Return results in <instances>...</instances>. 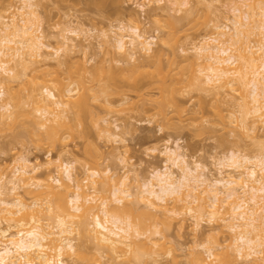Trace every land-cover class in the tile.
Listing matches in <instances>:
<instances>
[{
    "label": "bare ground",
    "instance_id": "bare-ground-1",
    "mask_svg": "<svg viewBox=\"0 0 264 264\" xmlns=\"http://www.w3.org/2000/svg\"><path fill=\"white\" fill-rule=\"evenodd\" d=\"M140 1L139 10L145 14L150 12L152 17L158 18L166 13L171 19V28L168 34L159 36L160 40L158 36V39L152 38L144 29L141 19L137 15H130L129 26L120 24L116 30L102 32L101 48L119 57H112V64L132 65L143 57L157 58L156 71L151 73L154 77L147 72L145 79L140 69L142 67L143 70L146 65L139 62L132 71L140 68L135 73L141 76L133 78L127 85H122V75L114 66L105 69L100 65L92 69L87 67L89 62L74 61L73 56L78 53L79 46L69 35L79 37L81 31L78 29H65L57 48L47 45L43 18L36 0H21L16 8L14 3L4 7V11L0 12V124L5 125V121H11V118L17 123L15 119L19 117L32 116L36 121L34 126L41 122L39 129H44L47 134L46 139L39 141L56 146L67 139L65 135L69 131H64L68 130V125L63 123L66 126L64 129L61 123L67 115L75 113L77 119L82 121L88 112L94 114L88 104L90 97L85 94L88 82L92 84V91L98 88L100 93L107 96L122 97L118 102L122 106L128 102L126 88L145 100L143 90L156 86L162 98L160 114L165 117L167 109H173L177 114L184 113L178 94L189 88H197L214 93L217 101L227 105L226 110L232 120L230 124L243 129L254 146H261L256 131L260 123L264 124V0ZM218 4L229 6L230 16L226 17V21L232 27L219 22L221 14L217 20L210 19L213 20L210 27L214 33L212 30L209 34L212 32L213 35L190 42L183 50L186 62L190 63L188 65L187 62L188 70H185L187 65L183 66L184 70L180 68L175 73L171 69L165 70L162 54H159L161 51L159 48L155 51V42L159 40L162 46L171 49L175 58L180 34L184 31L183 21L193 17L200 8L216 15L220 12ZM173 13H185L186 16L178 19ZM7 14L10 16L6 17ZM80 48H83V54H88L87 46ZM46 49L54 53L46 54ZM51 65L57 72L50 71ZM63 68H67L69 84L58 74ZM40 72L41 75L37 74ZM28 73L33 74L31 79L35 78L34 74L39 75L35 78L38 83L29 80L35 85L32 89L29 86L28 92L24 93L27 86L23 84L24 80L31 76ZM23 78L20 88L24 89L15 90L14 85ZM76 84L85 89L83 93L79 92ZM115 104L108 101L103 109L111 113ZM219 112L223 113V110L219 108ZM42 120L52 126L43 124ZM102 120L104 125L100 128L104 135L113 143L124 145L122 136L114 131L111 121ZM58 122L60 125L57 124V127ZM252 133L254 136L249 135ZM126 147L123 149L129 153V147ZM182 147L171 141H167L161 151L158 146L153 147L151 152H159L165 158L166 165L164 169L155 170L147 180L135 169L132 174L126 170L130 164L123 158L126 157L124 151L121 153L123 156L119 151L116 154L125 169L123 176L119 177L109 168L104 172L93 168L86 169L84 180L76 174L77 162L71 159L52 158L50 162L35 165L26 155L16 157L11 173H8V166L3 168L4 173L0 175V264H73V261L78 264H100L102 259L98 255L103 259L110 258L115 263L124 259L129 263H139L145 257L153 259L158 255L154 251L160 248L154 242L157 237L165 240L163 244L170 245L167 257H174V251L184 253L186 250L167 240L162 232L164 230L158 228L159 220L164 219L166 222L163 223L171 226L175 223L173 221L180 219L184 224L185 216L194 221L197 233L204 220L208 219L232 237V241L227 240L228 245L221 246L219 241H210L188 249L187 264H264V150L255 157L239 151L232 152L227 160H219L216 164L220 175L217 178L200 162H191ZM44 169L54 171L56 175L43 179ZM85 183H91V187ZM108 192L111 197L106 195ZM135 212L142 213L147 220H135ZM79 238H83L80 245ZM84 240L91 245L88 246L89 250L93 245L91 250L94 253L85 250L88 248ZM149 242H154L150 244L152 247L148 245ZM219 250L221 252L216 253ZM202 252L214 257L215 261L206 262ZM174 261L178 264L176 259ZM153 264H157V261Z\"/></svg>",
    "mask_w": 264,
    "mask_h": 264
},
{
    "label": "rangeland",
    "instance_id": "rangeland-1",
    "mask_svg": "<svg viewBox=\"0 0 264 264\" xmlns=\"http://www.w3.org/2000/svg\"><path fill=\"white\" fill-rule=\"evenodd\" d=\"M20 1L21 0H0V12L4 11V7L7 8L8 5H11L12 3H14V8L18 7V5L20 6ZM36 2H39L38 9L40 11L41 17L43 18V32L46 35L45 43L47 45L53 46L52 48H57L58 42L61 40L60 35L64 34L65 29H78V31H81L79 37L77 35H69L70 38L75 40L74 43L79 46L78 51H76L78 53H74V61L76 62L78 59V62H89L87 63V67L92 69H94L96 66H104L105 69H109L110 66H114L122 75V85H127L130 81L134 80L133 78L141 76L139 73H135V71H138L140 68L135 69L134 72L132 71V69L134 70V65L137 64L135 66H138L139 62L140 65H146L143 67V70L142 67L140 69V72H142L143 77L146 79V73L150 72L151 74L154 71L156 67L155 59L157 58H150V60L147 57H143V59H139L138 63L132 64L133 68H131L132 65L123 63L112 64L110 63V59L114 57V52L106 53V49L103 47L101 48L100 43L102 42V32L104 30H116L120 24H126V26H129L131 17L133 15H137L138 18L141 19L144 29L152 38H157V36H165V34H168L169 28H171L169 23V20L171 19L168 17V15H166V13L165 16L162 15L164 14L162 13V16L158 17V20V18L152 17L153 15L151 16L150 12L145 14L139 10L138 4L141 3L140 0H36ZM217 7L220 9V12L216 15H214L215 13L213 14V12L210 14L208 9L200 8L199 11L197 10V12L193 15V17L183 21V24L185 25L184 31L180 34V42L176 47L177 56L175 58L171 49L161 45V42H159L161 38L159 37V40L155 42L157 44L154 46L156 49H154L155 51H158L159 48L161 51L159 54H162L161 61L165 70L171 69L174 71V73L175 71L178 72L180 68L184 70L183 66L185 67L188 61L186 62L185 60L186 55L183 50L187 48L186 45H188L190 42H198V40L202 39L204 36L210 37V35H213L212 32L214 33V30L212 27H210L213 20L211 21L210 19L217 20V16L220 17L221 14L222 16L220 18L221 20L219 19V22L225 26L229 25V27H232L231 24H227L226 21V17L230 16L228 15L229 6L218 4ZM149 11H151V9H149ZM8 15L9 14H7L6 17ZM172 15L178 19L184 18L186 16L185 13H173ZM210 31H212L211 34H209ZM85 46H87L89 50L87 51V55L83 54L81 51L83 48H80ZM45 52L46 54L54 53L53 50L49 49H46ZM115 57L119 59L117 55H115ZM102 61H105L104 64ZM173 61L175 63H173ZM100 62H102L103 65ZM152 64H154V67H151ZM188 65H190V63ZM188 65L185 70H188ZM49 69H52L50 70L51 72L56 70L54 66L50 67ZM66 71L67 68H63L58 71V74L68 83L70 82L68 81L69 75ZM41 73L42 72L37 74L41 75ZM29 74L31 75L32 73H28V75ZM32 75L30 78L27 76L28 79L26 77V79L23 78L21 81H19L20 84L19 82L15 85L13 84L15 86V90L25 88L24 93H26L28 92L29 86H32L30 88L32 89L35 83H38L35 82L37 81L35 78H38L39 76L34 74L35 78L31 79L33 78ZM152 76L154 77L155 75L151 74L150 77ZM76 77L78 79V76ZM29 80H34V85L29 83ZM40 80L39 84H41L40 82L43 81ZM75 81L78 82V80ZM21 82L27 86L20 88ZM66 82L64 81V84ZM77 87L80 88V84H78ZM91 87L92 84L88 82L86 83L87 89L85 90L80 88L82 90L80 91L79 89V92L83 93V90H85V94L90 97V101L88 100L90 103L88 104H90L89 107L92 109L94 114H89L88 112V114H86L87 116H85L84 120L82 119V121L79 120V118L77 119V116L74 115L75 113L71 112L69 115H67L65 121L63 119L64 122H61L62 124L66 122V125H68V130L64 131V133L69 131L68 134L65 135L67 139L61 141L56 146H53L47 141H39L41 138L44 139L46 137L45 135L47 134H45L44 129H39L41 127L39 125L41 122L37 123V127L34 126L36 121L32 116L19 117L20 119H15L17 120V123L14 122L13 118H11V121H8L10 119L6 118L8 119L7 121L4 120L6 124H0V167L2 168H0V175L1 172L4 173L3 168H7L8 166L9 168L11 166L10 169L8 168V173H11V170L14 168V165L12 164H14L16 157L20 155H26L35 165L40 163L45 164L48 161L50 162L52 158L54 160H57L60 157H62L64 160L71 159L77 162L76 174L79 176V178L82 177V180L86 178L84 176L86 169L93 168H98L103 172L109 168V170L112 169V171L120 177L124 175L125 169L117 158L119 155L116 154H118L119 151L120 155L123 156L121 153L124 151V147L127 146L126 148L129 147V153H126L125 150L123 153L126 155V157L123 158H126V162L129 161L127 164H130V168L127 167L128 169L126 170L130 171L132 174L135 172L133 171L135 169L136 171L140 172L138 173L141 174L144 179L147 180L149 177H151L155 170L164 169L166 165L165 158L161 156L159 152H151L152 148L158 146L159 150L161 151V149L163 150L165 148L167 141H171V143L177 142L183 146V152L187 155L191 162H200L212 171L211 173H213L212 175H215L214 177L220 178L216 166L219 160H227L232 152L239 151L245 155L249 154L250 157H255L257 154L261 155L260 152H263L264 150V147H262L264 146V124L260 123L261 125H259V129L256 131V135L259 137L258 140L263 145L260 143L261 146H256V144L254 146L252 141L248 139V134H246L243 129L236 128V126L232 125V123L230 124L232 120L229 117L230 114L226 110L227 105H223L217 101L213 96L214 93L211 94L209 92L207 93L201 91L200 89L198 90L197 88H189L184 91V93L178 94L177 97L178 101H180V104L185 109V112L182 114H177L173 109H167V116L165 117L160 114L159 107L162 98L161 92L156 86L146 87L143 90L145 100H142L138 93L129 92V89L126 88V99H128L130 105H127V102L125 106H122L121 103H118L122 97L118 95H112V97L107 96L105 93H100V89L98 88H96L95 91L90 90ZM95 94L97 95L96 98ZM108 101L111 103L113 102V104H115V102L118 103L115 104L113 108L115 112L111 111V113H108L106 112L107 110L103 109V107H105L103 106L104 103L107 104ZM32 107H30V109L33 110ZM144 108L146 111H144ZM219 108L223 110V113L219 112ZM26 109L29 108L27 107ZM96 114H98L100 119L97 116L95 117ZM102 119H108L111 121L114 131L122 136L125 142L124 145L113 143L108 139V137L104 135V133L101 131L102 128H100L102 125H104L102 124ZM43 124L48 123L43 122ZM57 124L60 125L59 122L54 125L57 126ZM48 125L52 126L51 123ZM64 127V129H66L65 125ZM70 127L73 128H71L72 133L70 132ZM249 135L254 136L253 133ZM258 140L257 145L259 144ZM117 148L120 149L117 150ZM53 168L50 170H53ZM44 170V173L42 174L43 179L45 177L48 179L51 175H56V173L54 174V171L51 172L49 170ZM90 184L91 183H87L86 186L89 187ZM103 195H105V193L102 195L100 194L99 198L101 196L103 197ZM106 195L111 197L109 192ZM99 198L97 197V199ZM136 213L137 212H135L133 215L135 220L138 219L137 221L139 222L147 220L146 216L141 215L142 213ZM185 217V225L180 219L178 222L173 221V223H175L171 225L172 227L168 225L166 226L163 223V221L166 222L163 218V221L159 220L160 225L158 224V228L160 230H164L162 232H164L163 234L167 237V240L172 242L174 241V244L176 243L183 246V248L186 250L184 253L179 251L176 252V250L174 251V257H167L166 253L170 251V248L168 247L170 245L167 243L163 244L165 240L162 241L160 240V237H157L156 241L154 242H157L161 249L158 247L154 250L158 252V255L155 254L157 256H155L153 259L145 257L144 259L146 261L143 259L141 260L142 262L139 263H129L126 262L127 259H124L119 262L116 261L115 263L113 260V262H111L110 258L109 261L106 258H100L98 255V258L102 259L100 260V264H153L154 261H157V264H177L174 261L175 259L178 264H187V258L189 257L186 256L189 250L194 249L198 244H205L210 241L215 243L216 241H219V244L224 246L228 245V241H232V237L229 232H226L223 228L222 230L219 229V225L216 223H210L208 219L204 220V222L201 224L202 226L200 227V230L197 233L195 231L194 221H191L192 219H190L189 216ZM182 224L184 227H182ZM169 227L171 228L169 229ZM181 227L184 229H181ZM223 231H225V233ZM214 238H216V240ZM80 239L81 238L78 239L79 245L83 243V238L82 240ZM84 241L86 242L87 240ZM154 242H149L148 245L152 247L150 244H153ZM88 243L86 244L88 249H85V246L84 249L87 252L92 251L90 254L94 253V250H91V248H94L93 245L89 250L88 246L91 245H88ZM161 244H163V246ZM220 252L221 251L219 250V252L217 251L216 253ZM90 254L87 255L90 256ZM175 256L177 257L175 258ZM202 256L208 263H213L215 261L214 257H209V255L205 254L204 252H202ZM75 262L77 261L75 260ZM72 263L78 264L74 263V261Z\"/></svg>",
    "mask_w": 264,
    "mask_h": 264
}]
</instances>
